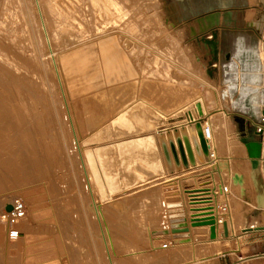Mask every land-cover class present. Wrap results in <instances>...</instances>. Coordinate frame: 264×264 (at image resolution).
I'll list each match as a JSON object with an SVG mask.
<instances>
[{
    "label": "bare ground",
    "instance_id": "1",
    "mask_svg": "<svg viewBox=\"0 0 264 264\" xmlns=\"http://www.w3.org/2000/svg\"><path fill=\"white\" fill-rule=\"evenodd\" d=\"M82 1L83 0H46L45 1L46 9H47L46 12L48 13L47 17H49L47 19H50L49 23H46L43 15V6H42L43 3L40 0H34L36 5V11L39 14L38 17H40L39 21L41 22V24L38 25H42L39 27L40 29L41 27H43L44 37L46 40L44 42L46 43V45H48L51 51L53 49L54 44L59 40V36L62 31L61 29L63 27L66 26L69 28L71 27L72 31L73 29H76L77 30L76 33L80 32V35L78 37L79 39L81 38L80 44L77 43L78 47L74 46L77 47L78 49L75 51H70V49L68 50L64 49L61 52H59V54H57L56 56L53 55L54 58L52 61V67L54 69V74L56 75L55 77H57L58 83L61 88L60 93H61V98L63 100L62 104L66 109V110L64 109L65 112L63 114H65L64 117L68 126L67 130L68 131L70 130L69 132L71 134L70 136L71 138L69 137L70 138L69 140L71 142L70 146L72 150L75 152L78 160L79 169L81 171L85 185V190L88 194L89 205L94 210L93 213L95 212L94 217L96 218L95 221L98 224L97 228L100 231L99 234H101V238H102L101 240H103L102 241L103 249L107 254L106 256L107 263L115 264V259H116L115 257H117V253L112 243L109 227L106 226L107 224H105V222H103L104 221L103 212H102L103 204L101 201H99L97 196L99 191L98 188L101 185L100 184L98 185L96 183L95 174L93 173V167L87 159V155L85 154V150H84L85 148L82 146V140L84 138L80 139L78 135L79 132H82L83 130L85 131L86 126L88 127V129H92V128L101 129L98 134V137L96 138L97 142H101L103 144L111 142L109 145L99 150L101 152H104V150L109 149V151L111 152V157L109 158L110 161L102 160V165L105 166L104 172L105 174H107L108 184L115 177H117L119 180V184L116 187L128 186L137 183L132 188H129L127 190L121 191L113 195L111 199L116 200L118 197L121 196L128 197L129 195L132 194V192H134L133 194H135L142 190L143 191L145 190V192L142 195L138 196L136 200V205L133 207L130 213L132 214V217L134 215L133 220L136 223V227H135L136 236L140 238H145L151 250L164 251L166 249H174V252L171 253V256L176 257L179 256L180 251L184 249V247L187 248L192 246L191 250L194 253L196 246H202V247L207 246V248H211V249H216L218 248V246H222L220 245L221 242H219L220 241L219 233L217 234V232L219 231V230L217 231L218 224L222 223L223 225L224 223L226 224L229 223L232 224L234 229H236L240 223L241 214L239 212V208H240L239 205H241V200H240L241 198L239 195L236 194H238V191L241 192V188H242L241 186L243 185L242 176L241 174L238 173H234L232 175L231 171H229L228 169H223L221 172L219 171L218 175L220 176L217 179L215 178L216 176H213L214 174L213 175L211 174L212 179L207 181L206 180L199 181L197 177L198 176L200 177L203 172L209 171L211 164L214 163L216 160H218V158H222V159L225 157L227 158L229 156L227 154L228 151L233 150V148L231 147L229 150H227L228 149L226 143L227 141L224 142V140L222 139L223 135L218 133L217 130L218 128L225 127L226 125V120L224 117H227L228 115L227 109L219 106L218 99L217 97L213 96L212 94L213 92L209 84H206L204 82L202 83L197 73L195 71L190 70L192 68V63H191V59L189 58L188 51H186L187 49L185 50L184 48L182 49L180 46L179 39L176 36H173V34L169 33V30H166L163 27V23L160 21L158 17V10L156 9L157 7L153 11L150 10L152 11L153 17L151 16L150 18L147 17L148 16L147 15V16H142L145 17L142 18L141 15L144 14L141 15L139 14L142 11H144V9L139 11L140 13L138 14L137 10L141 9V6H139L138 8L137 7L138 5H136L133 2L128 4V1L130 0H88L89 3L87 2L88 4H84V5H88L90 9L91 18L90 19L88 18L89 19L88 23L91 25V28L93 30L95 28V31L96 32L98 31L96 37L97 38L99 37L98 41H93L92 39L91 40L89 39L92 38L93 36L92 37L89 36L85 38L86 34L84 35V32L86 30L87 33L89 32L88 28L84 26L89 24H85L84 22H82L83 20H81L80 18L78 19L77 17L79 13L83 12V9L79 8L80 6L82 8L81 5ZM140 1L141 0H139V2ZM6 2H8V0L5 1L4 3H1L3 4L2 5L3 7H1L2 8L1 10L3 11H1L2 16L0 17V32L8 31V29L6 28L7 27L6 24L8 23V20L11 18V16L13 15L15 16L14 12H11L12 10L11 11L7 10L8 7L5 5ZM144 2L146 3V0ZM15 3L17 6L18 5L17 2ZM140 3H142V1ZM147 3L150 2H148L147 0ZM152 6H154V4H152ZM10 7L11 9H13V11L15 10L14 9L15 7H13L12 5ZM19 7L17 9H19ZM146 7L148 8L149 6ZM79 10L82 11L80 12ZM5 11L10 12L9 16H6L7 12L5 14ZM82 16L84 17L83 14ZM86 19L87 18H85V20ZM11 20L12 19H10V21ZM50 22H52V27L50 26V28L51 29L53 28L51 31V35L49 34L50 32L48 33V28H47L48 27L47 24L51 25ZM83 23L85 25H83ZM92 25L94 28L92 27ZM120 25L125 27L126 32H128L127 35L124 33L125 31L121 29L124 27H120ZM258 26L260 28L262 27L261 24H258ZM118 27L120 28V31L122 30L123 33L127 36V39H124L125 37H123L122 39L120 36H117L118 35L117 32L119 31ZM12 28H14V26ZM92 29L90 30L93 31ZM13 30L18 31V28L16 27ZM90 33L92 34L93 32ZM62 34H64L65 36V32H62ZM181 34L182 33H180L179 35ZM134 35L141 38L151 37V39L149 38L150 40H146L149 42L144 44V43H140V41L138 42V40H135ZM71 36L73 38V33ZM76 36L77 35L75 34V37ZM66 37H65L66 39L64 40L68 39V36ZM5 38L7 39V37ZM78 38L76 37L77 40ZM70 39L68 40L70 43H72L73 40L70 41ZM12 40L14 41V39ZM263 41L264 39L261 38V42ZM69 42L65 43L68 44V47H70ZM61 43L63 42L61 41ZM61 43L59 42L58 44L61 45ZM133 43L137 44V46H135ZM237 44L238 45L230 55L228 62H226L223 66L224 81L228 84V89L223 91L221 96L225 100L227 96H233V94L236 91H238L240 93V98L234 101L233 103L234 106L237 107L238 110H240L244 114L248 113L250 107H252L258 113L261 120H264V108L261 107L264 106V90L262 89L259 92V87H258L261 80V71H260L261 69H260L259 61L262 59L261 57L262 46L261 44H259L257 46L251 47L246 45V43H244L242 40L238 41ZM74 45L76 44L74 43ZM65 47L67 48V46ZM249 50H252L256 54L257 61L252 63L247 62L246 63L247 68L244 70L242 65L241 67L239 65L241 63V57H242L241 55L243 51L245 52ZM4 56L5 55L0 53V57L2 60L5 58ZM97 57H99V59H101L102 61V67L104 68L103 72L100 71L101 65L99 67L97 64H94ZM19 62L22 63L21 61ZM239 67L241 68L242 72H240ZM85 68L87 69L88 72L86 76H85L86 74ZM76 70L77 72L79 71L82 72V74L87 79L89 78L93 80L94 79L98 80V78H102L103 80L101 86L91 91L94 92V97L89 99V103H90V109L91 108L94 109L89 111V113L92 114L90 116H87L89 113H85V111H83V106L80 103L81 100L83 101V98L80 96L78 100L79 102H77L76 99L77 105L73 106L74 102H72L73 104H71L70 101L73 99L71 98L72 97L71 94L70 97L66 94L67 90L65 91L66 87H64V84L69 85L70 83H73L70 80L71 79L70 76H72V73L73 72L75 73ZM179 71H183L185 76L180 75V73H178ZM1 75L4 76V74L2 73ZM15 82L14 84L16 85ZM10 84L12 85V83ZM17 86H13L15 87L14 89H16ZM74 86L75 85H73V87ZM80 88H82V86ZM1 89L3 91V87H1ZM2 91H0V96L2 95L1 94ZM18 92H16L17 93L16 95L19 94ZM10 94L8 93V95ZM12 94L15 93L13 92ZM1 98L2 97H0V99ZM10 99L12 98L10 97ZM247 99H250L251 101L250 107L246 104ZM19 100L16 101L19 102ZM25 100H27V98L24 99L23 101L25 102ZM26 103L27 102H25V105ZM30 103L32 104V102ZM6 105L10 106V104L7 103ZM29 107L30 106H27L28 110ZM27 111L26 113H28ZM9 112L11 113V111ZM33 114H31V116H33ZM168 117H174L173 121L172 122L168 121L169 119ZM181 117L182 119H180ZM103 118H105L104 121ZM85 119H86V126H85ZM28 120L30 122V119ZM197 122L201 123L203 136L207 145V149L209 151V159L208 160L204 159L203 161L199 160L191 139V135L190 133H188L187 135L190 140V145L195 156V164L193 165L190 164L187 168L182 167L179 170L175 167L173 171L168 170L164 160L163 151L159 143V138H158L159 133L163 132L166 136V131L169 129L172 130L173 127H178L180 129L182 125H185L188 128V124L194 125ZM37 123L38 122L34 124L33 122L34 125H36ZM41 128L43 129V127ZM260 128H261L260 130L257 129V132H262L264 138V126ZM21 129L23 130V128ZM20 134H23V132ZM39 136L41 138H39L38 141V145H39V157H37L38 159L36 160L31 159L30 158L31 155L29 154L30 155L29 157H25V160H21V161H27V163H30L31 166H35V165L38 166L39 176L41 177L43 174L46 173V172H42L43 171L42 167L45 165L46 159L51 157L50 154L51 151L50 153L47 151L49 150L47 148V145L48 146L50 145L49 141L43 138V135L40 133ZM23 140H25L26 143H29L31 145V140L30 141L28 140L29 142H27L26 139ZM238 151L242 152L243 148H240ZM21 154H23L22 151L20 155ZM26 155L28 154L26 153ZM9 156L10 155H8V157ZM0 157L2 158L3 155H0ZM3 164L4 162L1 161L0 165ZM57 165L58 163L54 164L53 168H50L49 178L50 176L55 177L57 175L56 173L60 169H62L61 166H57ZM59 165L61 164L59 163ZM56 167H61V168H59L58 171L56 170L57 172L55 173L54 168L56 169ZM250 167H251V163L250 165L249 163H246L244 165V170H246L247 172ZM230 174L232 175L231 180H230ZM235 175H238L241 178V180L239 181L234 180ZM175 178H180V179L182 178L185 182L181 183L180 185H176V187L170 186V188L167 187L165 188L164 185L167 183V181ZM191 182L193 185H196V187H198V190L194 191L193 193H189V195L185 194L182 197L179 195H171V193L179 191L180 188L184 190H188V188L191 187L190 186ZM212 182H215L214 184L216 186L212 187ZM232 184L234 186H232ZM50 185H52V187L54 186V184H50ZM109 188L112 190L115 187L109 184ZM215 188L216 191L214 190ZM49 190L51 192V187ZM33 192L30 191L31 195L27 196L28 201H27V205H25V213L26 210L28 211L29 209L30 216L28 214L18 222V227L20 224L22 231H20V234L18 235V237H16L17 239L16 247L21 246L22 240L25 239V232L23 229L27 225L29 221L28 219L34 222L36 217L40 216L41 210H43V209L40 210V208H38L37 200H36L37 196H35ZM198 194L200 196H197ZM198 197H202V198L197 199ZM208 197L211 198L208 199ZM191 198H195V199L192 200ZM182 200L184 201L185 207L184 204L182 203ZM192 201L194 203H191ZM50 204L52 203L50 202ZM50 207L53 206L50 205ZM185 211L187 213H185ZM182 215H185V217L186 215L189 216V221L187 222L188 231L185 233L174 234L171 232V219L182 217ZM192 217H194V220H192ZM54 218L57 222L56 217ZM206 219H212L211 221L215 222V228H216L215 238H210L211 224L210 222H208L210 220L206 221ZM149 225L151 226L161 225V226L151 227ZM259 229H261V227H259ZM222 235L224 236L225 239L228 238V235L227 236H225L224 234ZM129 246L125 245V248L129 250V248H127ZM133 247H137V250L134 251L129 250L130 252H127L125 254L126 256L129 255L139 258L140 256L146 255V253L149 252V249H138V246H133ZM13 261L15 260L13 259ZM15 262L14 264H16ZM53 262L55 263V261Z\"/></svg>",
    "mask_w": 264,
    "mask_h": 264
},
{
    "label": "rangeland",
    "instance_id": "2",
    "mask_svg": "<svg viewBox=\"0 0 264 264\" xmlns=\"http://www.w3.org/2000/svg\"><path fill=\"white\" fill-rule=\"evenodd\" d=\"M5 1L7 0H0V14H1L0 17L2 16L1 11H3L1 10L2 9L1 7H3L2 6L3 4L1 3H4ZM40 1L44 4V5L42 4V6H43V15L45 21L46 23H49L50 19H47L49 17H47L48 13L46 12L47 10L45 3L46 0H40ZM141 1L142 3H140ZM141 1L139 2V0H134V1L130 0L128 1V4L133 2L136 5H138L137 6L138 8L139 6H141V9L139 10H137L138 8L136 9L138 14L140 13L139 11L144 9V11H142L143 13L141 12L139 15L144 14L141 15V17L148 15L147 17L150 18L151 16L153 17L152 11L157 7L156 9L158 10V17L160 21L163 23V27L166 30H169V33L173 34V36H176L179 39L180 46L182 49L183 48L184 50L187 49L186 51H188L189 58L191 59V63H192V68L190 70L195 71L197 73L202 83L204 82L206 84H209L213 92L212 93L213 96L217 97L218 99L219 106L227 109L228 115L227 117H224L226 120V125L225 127L218 128L217 130L218 133L223 135L222 139L224 140V142L227 141L226 142L227 146L232 147L234 150L236 149L233 152V154L234 155L237 154V151L241 146L240 141L243 140L239 139L238 135L233 133L236 127L239 124L245 123V117H250L252 119L254 118L259 119L260 122L258 124H264V120H261L260 116L254 110V108L250 107L251 106L250 99L246 100V104L250 107L249 112L246 114L242 113L240 110H238L237 107L234 106L233 104L234 101L240 98V93L238 91H236L233 94V96H227L226 99L224 100L221 94L223 91L228 89V84L224 81L223 66L226 62H228L230 55L238 45L237 44L238 41L242 40L244 43H246V45L251 47L261 44L262 59L259 61L260 69H261L260 70L261 80L258 87H259V92L262 89L264 90V41L261 42V38L264 39V0H234L235 7L238 8L237 12L235 13V20L233 22L221 21L220 23V28L221 29L226 28L225 30H227V32L225 36L226 38L224 39V43L222 45L221 58H219L220 61L214 64L216 71H214L212 77H210L206 72L209 66L208 63L209 57H205L204 59L203 58L204 55L200 54L201 59H198L199 54L198 55L196 54V50L194 46L201 48L200 43L196 39H193V42L191 41L192 37L190 34V27L194 23L193 22L179 23L177 21L174 22L169 20V17H175V16L178 17L180 15L179 10H184L185 7L181 5L179 6L174 0L173 1L148 0V2L150 3H147L146 0V3L148 5L144 2L145 0H141ZM15 2H17L18 4L17 6ZM87 2L89 3L88 0H83L81 4L82 8L81 6L79 7L80 9H83V12L85 14L81 12L82 10L79 11L84 15V17L82 16L81 13H79L77 16L78 19L80 18L81 20H83L82 22H84L85 24H89L88 21L91 18L90 9L88 5H84V4H88ZM152 4H154V6H152ZM5 5L8 7V8L6 7L7 10L10 11L12 10L11 12H14L15 16L14 15L13 16L15 18L13 16H11L10 18L14 21L13 22L11 20L13 24L11 23L10 19L8 20V23L6 24L7 25L6 28L8 29L7 32L5 31L0 32L2 33L0 34V45L3 46V47L0 46L1 48L0 53L5 55L4 56L5 58L3 60L0 57V75L1 73L4 74V76L3 75L0 76V81L4 84L3 85L0 82V89L1 87H3V91L2 89L0 90L2 91L1 93L2 95L0 96L2 97L0 99L2 101V102L0 101V105H1L0 106V112H1L0 113V118H1L0 120V132H1L0 153L1 154L0 155H3L2 158L0 157V162L1 161L4 162L3 165H0V212L3 211V209H5V207L8 204H11L16 200H20L23 203L25 202L24 205H27V201H28L27 196L31 195L30 191L31 192L34 191L33 194L37 196L36 199L37 206L38 208H40V210L41 209L43 210H41L40 216L36 217L34 222L28 219L29 221L23 229L25 232V239L22 240L21 246L18 247H16V243H17L16 238H14V240L8 238L7 225L0 219V264H9V263L14 264L15 261L18 262V263L15 262L16 264H49V263L52 264L53 261H55V263L53 262V264H108L106 257L107 254L103 249V242H102L103 240H101L102 239L101 234H99L100 231L97 228L98 224L95 221L96 220V218L94 217L95 212L93 213L94 210L89 205L88 194L85 190V185L81 171L79 169L78 160L75 152L72 150L70 146L71 142L69 139L71 138L70 137L71 134L69 132L70 130L69 131L67 130L68 126L64 117L65 114H63L65 112L64 111L65 107L62 104L63 100L61 98V93H60L61 88L58 83L57 77H55L56 75L54 74V69L52 67L53 58L54 56L59 54V52H61L64 49L67 50L70 49V51H75L78 49L77 47L78 44H80V39H81L78 38L80 32L76 33L77 31L76 29H73L72 31L71 27L69 28L66 26L67 29L66 27H63L61 29L62 31L60 33L58 40L60 43L61 41L63 43H61L60 45L58 44L59 42L57 41L54 44L53 49L51 51L48 45H46V43L44 42L46 40L44 37L43 27H41V29L39 27L42 25H38L41 24V22L39 21L40 17H38L39 14L36 11V5L34 0H18V1L8 0V2H6ZM11 5L15 7L14 11L13 9H11L10 7ZM145 5L149 7L147 8ZM18 7L20 10L17 9ZM6 12H7L6 16H9L10 12L5 11V14ZM171 13L174 14L171 15ZM181 14L183 15L185 13H181ZM85 18L87 19L85 20ZM84 23L83 25H85ZM50 24L51 25L47 24L48 26L47 28H48V33L50 32L49 34L51 35V31L53 28L51 29L50 26L52 27V22H50ZM258 24H261L262 27L260 28ZM13 26L14 28H12ZM16 27L18 28V31L13 30ZM84 27L88 28L89 30L88 32L89 34L86 32L87 31L86 29H85L86 31L84 30L85 31L84 35L86 34L85 38L89 36L90 37L93 36L92 38L89 39L90 40L92 39L93 41H98L99 37L98 38L96 37L98 31L97 32L95 31L93 25L92 27L94 28V30L91 28L90 24L85 25ZM120 27H124V26L120 25ZM68 29L71 31H69ZM90 29H92L93 31H91ZM121 29L125 31L124 33L127 35L128 32H126L125 27ZM118 30L120 31L119 27ZM122 30L120 31L121 33L118 31L117 32L118 35L117 34L116 35L120 36L122 39L123 37H125L124 39H127V36L123 33ZM16 32L18 35L16 34ZM62 32H65V36L64 34H62ZM90 32H93L92 33L93 35ZM70 33L71 35L73 33V38L70 35ZM180 33L182 34L179 35ZM75 34L77 35L76 37L78 38V40L76 39ZM66 36H68V39L72 38L70 39V41L73 40L72 41L73 44L70 43L68 39L64 40L67 38ZM5 37H7V39ZM134 38L135 40H138V42L140 41V43H144V44L149 42L146 40L151 39V37L141 38V37H137L136 35H134ZM12 39H14V41ZM68 42L70 43L69 44L70 47H68V44H65ZM74 43L76 45H74ZM134 45L137 46V44ZM65 46H67V48ZM241 56H242L241 63L239 65L240 67L242 65L244 70L247 68L246 67L247 62L252 63L257 61V56L252 50L245 52L243 51ZM19 61H21L22 63H20ZM94 64H97L99 67L101 65L102 67L101 59L97 57ZM101 67H100V71L103 72L104 68ZM240 67L239 70L240 72H242ZM85 70H86L85 71L86 73L85 76H86L88 72L86 68ZM178 73H180V75L182 76H185L183 71H179ZM82 75H83L82 72L80 71L77 72L76 70L75 73L73 72L72 76H70L71 78L70 80L73 83H70L69 85L64 84V87H66L65 91L67 90L66 94L68 96H70L71 94L72 97L71 96L70 97L73 98L72 100H70L71 104H73L72 102H74L73 106L77 105V102H79L78 101L79 97L81 96L83 98V101L81 100L80 103L83 106V111H85V113H89L90 110L94 109V108L90 109L89 99L94 97V92L91 91L101 86L103 80L102 78H98V80L95 79L93 80L89 78L87 79L84 75L83 76ZM14 82L16 83V85L14 84ZM10 83H12V85ZM73 85L75 86L73 87ZM13 86H17L16 89H14L15 87ZM58 86L60 89L58 88ZM81 86L82 88H80ZM80 91L83 93H81ZM13 92L15 94H12ZM16 92H18L19 94L16 95L17 94ZM8 93L11 94L8 95ZM10 97L12 99H10ZM26 98L27 100H25V102L28 103L29 101L28 105L26 103L27 106H30L29 110L25 105V102L23 101ZM19 99L23 102H21ZM16 100H19L20 103ZM4 102L14 107L12 108L9 105H6V103ZM30 102H32V104ZM261 107L264 108V106ZM9 111H11V113ZM26 111L28 113H26ZM33 112L34 114L35 113L36 114L34 115ZM30 113L33 114V116H31ZM90 115L92 114L89 113L87 116ZM168 118H169L168 121L170 122H172L174 119V117H168ZM28 119H30V122ZM180 119H182V117ZM104 120L105 118H103V121ZM32 121L34 122V124L36 122L38 123L34 125ZM85 126H86V119H85ZM28 127L30 128V130ZM41 127H43V129ZM21 128H23V130ZM100 130L101 129H97V128L88 129V127L86 126L85 131L84 130L82 131L84 134L82 132H79L78 135L80 139L84 138L82 140V146L85 148L84 150H85V154L87 155V159L93 167V173L95 174L96 183L98 185L99 184L101 185L98 188L99 195L97 194V196L99 201H101L103 204L102 205L103 207L102 212L104 218L103 222H105V224H107L106 226L109 227L112 243L117 253V257H115L116 258L115 264H207V262H205L202 259L206 257V255L212 253V251L221 250L222 246H218V248L216 249L207 248V246L205 247L196 246L194 253L191 250L192 246L187 247L188 249L184 247V249L180 251L179 256L173 257L171 256V253L174 252V249H166L164 251L151 250L145 238H140L136 236L135 234L136 223L133 220L134 215L132 217V214L130 212L133 209V207L136 205V200L138 196L142 195L145 192V190L144 191L142 190L135 194H133L134 192H132V194L130 193L131 195H129L128 197L121 196L118 197L116 200L111 199L113 195L121 191L127 190L129 188H132L137 183L128 186L116 187L119 184V180L117 177H115L109 183L115 188L112 190L109 188L108 178H107V174H105L104 172L105 166L102 165V160L110 161L109 158L111 157V152L109 151V149H107L108 151L104 150V152H101L99 150H101V148L103 147H106L111 142L103 144L101 142L96 141V138L98 137ZM22 132L23 134H20ZM39 133L43 135V138L49 141L50 145L49 146L47 145V148L49 149L47 151L49 153L51 151L50 153L51 157L46 159L45 165L42 167L43 168L42 172H46V173L43 174L41 177L39 176L38 166L36 165L31 166V164L27 163V161H21V160H25V157H29L30 155H31L30 157L31 159L33 160L38 159L37 158L39 157L38 141L39 138H41L39 136ZM24 134L25 135L27 134L29 136L27 135L25 136ZM80 135L82 136V138ZM259 138L260 137L258 136V139ZM23 139H26L27 142L31 140V145L29 143H26L25 140ZM4 148L6 151L4 150ZM21 151L23 152V154L20 155ZM26 153L28 155H26ZM8 155L10 156L8 157ZM21 156H23L24 158ZM51 159L53 160V162ZM57 163H58L57 166L62 167V169H60L61 172L59 170V168L61 167H56V169L54 168L55 173L59 170L56 173L57 175L55 177L50 176L49 178L50 168H53L54 164ZM59 163L61 165H59ZM50 184H54V186L52 187V185ZM190 186L195 187V185H193L192 182L190 183ZM50 187H51V192L49 190ZM50 202L52 204H50ZM49 204L53 207H50ZM51 208L53 211L51 210ZM29 212H30L29 209L28 211L26 210L25 216H27ZM51 212L54 214H52ZM53 216L56 217L57 222ZM160 226L161 225H157V226L152 225L151 227H160ZM19 229L20 231H22L20 224H19ZM125 245L127 246L130 245L129 247H127L129 248L130 251L137 250V247H133V246H138V249H149V252H147L146 255L140 256L139 258L129 255L126 256L125 254L130 251L125 248ZM130 247H132L133 249ZM12 258L15 261H13Z\"/></svg>",
    "mask_w": 264,
    "mask_h": 264
},
{
    "label": "crops",
    "instance_id": "3",
    "mask_svg": "<svg viewBox=\"0 0 264 264\" xmlns=\"http://www.w3.org/2000/svg\"><path fill=\"white\" fill-rule=\"evenodd\" d=\"M173 1V0H172ZM180 6H184V10H179V16L169 17L171 21H177L179 23H188L193 22L194 24L190 27L191 41L195 39L194 32L198 33L199 36L204 35L207 38H210V30L200 33L199 30L201 27L208 25L207 21L199 24L197 18L201 17L209 12L219 11L222 13L226 8L232 11L231 22L235 20V13L238 8L235 7L234 0H174ZM185 11V12H184ZM185 13V14H181ZM174 13H171V15ZM223 21L222 15H220V23ZM225 22V21H224ZM229 22V21H226ZM218 29V44H219V58H221L222 45L224 39L226 38L227 30L221 29L220 25L216 26ZM225 31V32H224ZM195 41V40H194ZM198 48L194 46L198 59H201L200 54L204 55L203 58L209 57L208 62L211 60L209 49L203 44L200 43ZM199 52V53H198ZM220 61V60H219ZM214 74V72H213ZM260 122L259 119H252L250 117H245V123L239 124L234 134L238 135V138L243 140L241 142L240 148H243V151H237V154H233L236 150L228 151V157L218 158L214 163L211 164L210 170L203 172L202 175L197 177V179L202 181V178L211 176H216L217 179L223 169H228L231 171V174L234 173L241 174L243 185L241 186V192L238 191L240 196L241 205H239V212L241 214L239 226L234 229L232 224L227 223L228 238H224V227L222 223L218 224L217 234L219 233V238L222 245V249L218 251H212V253L206 255L202 260L207 262V264H264V160L260 161L259 167L256 170H252L251 167L246 172L244 170V165L249 163L250 158L248 156L247 148L244 141L257 140L258 136L256 135V127ZM236 137V136H235ZM237 138V137H236ZM262 142V155H264V138L263 135L260 137ZM232 148V147H231ZM230 146H228V149ZM238 149V150H239ZM229 158V159H228ZM214 172V173H213ZM205 173V174H204ZM221 174V173H220ZM230 174V180L231 175ZM208 175V176H207ZM178 182V183H177ZM185 181L181 178H175L168 180L164 185L165 188L176 187ZM232 186H234L232 184ZM198 190V187H190L188 190L179 189V191L171 193V195H189ZM189 191V192H188ZM209 193V192H208ZM184 204V201L182 200ZM185 207V204H184ZM185 213H187L185 211ZM187 222L189 221V216L186 215ZM257 226V227H256ZM261 227V229H258ZM249 228V229H248ZM222 236V237H221ZM218 242V243H219ZM217 243V244H218Z\"/></svg>",
    "mask_w": 264,
    "mask_h": 264
},
{
    "label": "water",
    "instance_id": "4",
    "mask_svg": "<svg viewBox=\"0 0 264 264\" xmlns=\"http://www.w3.org/2000/svg\"><path fill=\"white\" fill-rule=\"evenodd\" d=\"M225 10L220 13L219 11L209 12L201 17L197 18L199 24L208 22V25L201 27L199 32L203 33L207 30H210V38L205 37L204 35L199 36L198 33L194 32L195 39L199 43H203L208 49L211 56V60L208 62L209 66L206 70L207 74L212 77L213 72L216 71L214 64L219 61V44H218V29L217 25H220V15H222L223 21H230L232 18V11L224 8ZM188 133L191 135V139L197 153V156L200 161L209 159V151L203 136L201 123L197 122L194 125L188 124V128L185 125H182L180 129L178 127H173L166 131V136L163 132L159 133V143L163 151L164 160L168 170L173 171L174 167L178 170L187 168L190 164H195V156L190 145V140ZM256 135L262 137V132H256ZM247 148L248 156L250 158L252 170H256L259 167L261 158L264 160V155H262V142L259 139L244 141ZM234 180L239 181L241 178L238 175H235ZM191 203H194L193 201ZM6 210L10 211L11 206L7 205ZM209 218V217H206ZM194 220V217H192ZM211 232L210 238L216 237V228L215 222L211 221ZM224 235H228L227 224H223ZM259 229V228H258ZM188 231V224L185 215L182 217L171 219V232L174 234L185 233ZM167 232V231H164Z\"/></svg>",
    "mask_w": 264,
    "mask_h": 264
},
{
    "label": "built area",
    "instance_id": "5",
    "mask_svg": "<svg viewBox=\"0 0 264 264\" xmlns=\"http://www.w3.org/2000/svg\"><path fill=\"white\" fill-rule=\"evenodd\" d=\"M262 126H264V124H258L257 129L260 130L261 129L260 127H262ZM206 131H208V130H206ZM211 179H212V177L208 176V177H204L202 179V181H204V180L207 181V180H211ZM214 183L215 182H212V187L216 186ZM203 190H202V192H203ZM214 190L216 191V188ZM197 196H200V195L198 194ZM201 198L202 197H198L197 199H201ZM210 198L211 197H208V199H210ZM191 199L193 200L195 198H191ZM8 205L11 206V210L7 211L6 207H5V209H3V211L0 212V219L4 223H6V225H7L8 238L14 239V238L18 237V235L20 234L18 222L22 218H24V216H25V205L20 200H16L13 203L8 204Z\"/></svg>",
    "mask_w": 264,
    "mask_h": 264
}]
</instances>
